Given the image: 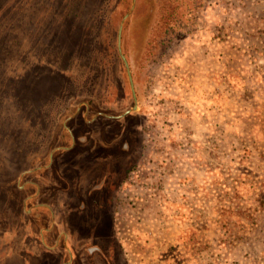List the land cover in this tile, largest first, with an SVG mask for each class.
I'll return each instance as SVG.
<instances>
[{
    "label": "rangeland",
    "instance_id": "374dc122",
    "mask_svg": "<svg viewBox=\"0 0 264 264\" xmlns=\"http://www.w3.org/2000/svg\"><path fill=\"white\" fill-rule=\"evenodd\" d=\"M0 264H264V0H0Z\"/></svg>",
    "mask_w": 264,
    "mask_h": 264
},
{
    "label": "flooded vegetation",
    "instance_id": "af4514ba",
    "mask_svg": "<svg viewBox=\"0 0 264 264\" xmlns=\"http://www.w3.org/2000/svg\"><path fill=\"white\" fill-rule=\"evenodd\" d=\"M133 112H134L133 110H129L122 116H115V117H113V116H105V117L108 118L109 120L120 121V120H123L126 116L132 114ZM114 141H115V136L113 138H111V139H107L106 138V140H105V142L109 143L110 145H113ZM121 146H122L121 148L124 149V150H126V149L128 150V148H129V146H126L124 143ZM92 250H95V251L97 250L98 251V248L93 247Z\"/></svg>",
    "mask_w": 264,
    "mask_h": 264
},
{
    "label": "water",
    "instance_id": "95a60500",
    "mask_svg": "<svg viewBox=\"0 0 264 264\" xmlns=\"http://www.w3.org/2000/svg\"><path fill=\"white\" fill-rule=\"evenodd\" d=\"M121 38H122V31L119 32V51H121ZM122 58H123V60L125 62L126 68L128 69V74H129L130 81H131V87H132L133 93L135 95L134 82H133L132 73L130 71V67H129L128 61L126 60V58H125V56L123 54H122ZM137 108L138 107L136 105L134 107V110H136Z\"/></svg>",
    "mask_w": 264,
    "mask_h": 264
}]
</instances>
